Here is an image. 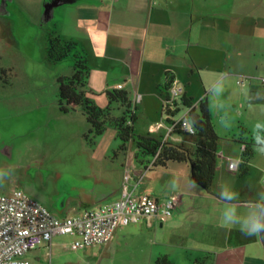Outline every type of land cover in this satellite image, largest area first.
<instances>
[{
  "label": "crops",
  "instance_id": "obj_1",
  "mask_svg": "<svg viewBox=\"0 0 264 264\" xmlns=\"http://www.w3.org/2000/svg\"><path fill=\"white\" fill-rule=\"evenodd\" d=\"M52 20L56 35L75 42L85 54L94 103L105 106L104 91L117 85L128 92L137 133L185 141L168 133L162 114V86L170 78V88L179 89L180 96L193 104L206 103L210 120L230 112L241 117L264 105L258 103L264 96L259 82L264 76V0H76L55 8ZM237 152L220 147L219 173L236 177L231 173L237 168L230 169V163L238 167ZM150 171L135 166L129 153L122 170L123 176L129 175L127 189L158 201L176 195L171 216L164 222L140 220L117 228L108 243L97 245L98 255L91 256L95 264L103 259L153 264L160 254L177 264L178 259L190 264L199 255L210 264H249L255 259L249 255L259 243L257 234L249 235L260 204L255 186L244 181V195L231 191V196H220L195 184L185 163ZM85 182L75 194L79 213L117 200L123 178L114 184L96 176ZM258 187L264 196V183L259 181ZM56 236L40 247L58 254Z\"/></svg>",
  "mask_w": 264,
  "mask_h": 264
},
{
  "label": "rangeland",
  "instance_id": "obj_2",
  "mask_svg": "<svg viewBox=\"0 0 264 264\" xmlns=\"http://www.w3.org/2000/svg\"><path fill=\"white\" fill-rule=\"evenodd\" d=\"M43 1L6 0L4 8L0 7L5 14L0 16V195L10 196L14 190H20L62 218L82 209L75 194L86 185V180L96 176L110 178L113 184L119 178L122 181L124 161L131 146L120 152L119 140L112 133L88 135L80 112L63 114L58 110L57 77L71 74V57L56 63L48 61L47 36L56 33L53 20L41 23ZM263 101L264 96L258 103ZM211 123L218 136V151L228 145L240 156L239 141L261 139L262 145L252 146L246 173L233 172L236 177H232L219 173L217 166L210 192L220 196H231V191L236 196L244 195L246 181L251 188L256 187L255 195L261 202L264 196L259 193L258 184L264 178V105L254 106L241 117L233 112L223 114L222 119L213 116ZM219 160L217 156V164ZM157 186L158 190L163 188ZM62 199L65 206L58 210L56 206ZM54 240L59 245L58 254L40 247L24 258L32 264H95L91 256L98 255L99 247L72 249L75 237L67 234L57 235ZM249 255L255 257L249 264H264L259 243ZM101 264L119 263L103 259ZM178 264L186 263L178 259ZM190 264H210V260L199 255Z\"/></svg>",
  "mask_w": 264,
  "mask_h": 264
},
{
  "label": "trees",
  "instance_id": "obj_3",
  "mask_svg": "<svg viewBox=\"0 0 264 264\" xmlns=\"http://www.w3.org/2000/svg\"><path fill=\"white\" fill-rule=\"evenodd\" d=\"M46 53L48 61L53 63L71 57V74L57 77V107L61 113L80 112L87 123L88 135L100 136L107 131L111 132L119 140L118 151L126 152L128 146H131L132 161L142 169H165L173 162L187 164L192 181L204 191L210 192L216 171L218 136L204 101L193 104L184 95L172 97L170 85L173 79H168L162 86V114L165 121L170 125L189 109L185 120L192 126L193 133L175 127L171 135L189 137L180 142L161 139L149 133L140 134L134 130L135 107L127 91L108 88L104 91L106 105L99 107L93 103L87 88L89 67L86 56L75 42L49 34ZM239 142L243 147L237 171L243 174L246 173V163L253 153L252 146L262 145V141L258 139L254 142L251 139L249 142ZM153 264H174V260L170 255L160 254L154 258Z\"/></svg>",
  "mask_w": 264,
  "mask_h": 264
},
{
  "label": "built area",
  "instance_id": "obj_4",
  "mask_svg": "<svg viewBox=\"0 0 264 264\" xmlns=\"http://www.w3.org/2000/svg\"><path fill=\"white\" fill-rule=\"evenodd\" d=\"M259 82L264 85V78ZM116 88L122 87L117 85ZM170 94L177 97L180 90L170 88ZM188 110L168 125V133L175 127L193 133L192 126L185 120ZM236 168V163L231 162L230 169ZM128 180L129 175L125 172L117 200L63 219L55 217L20 190H14L10 196L0 195V264H32L24 255L48 244L55 235L74 236L71 248L81 249L108 243L119 227L140 220L147 224L151 220L164 222L171 216L178 201L176 195L163 201L135 195L127 189Z\"/></svg>",
  "mask_w": 264,
  "mask_h": 264
},
{
  "label": "water",
  "instance_id": "obj_5",
  "mask_svg": "<svg viewBox=\"0 0 264 264\" xmlns=\"http://www.w3.org/2000/svg\"><path fill=\"white\" fill-rule=\"evenodd\" d=\"M76 0H45L42 3V12H41V23L49 22L53 19L54 16V10L55 8L62 6V5H70L75 3ZM6 0H2L0 3V7L5 6ZM2 9V8H1ZM4 14L3 9L0 11V15ZM64 206V199H62L61 204L59 206H56V209L60 210ZM262 224H264V199L260 202L257 217ZM259 243L263 250V256H264V230H261V232L257 233Z\"/></svg>",
  "mask_w": 264,
  "mask_h": 264
},
{
  "label": "clouds",
  "instance_id": "obj_6",
  "mask_svg": "<svg viewBox=\"0 0 264 264\" xmlns=\"http://www.w3.org/2000/svg\"><path fill=\"white\" fill-rule=\"evenodd\" d=\"M261 230H264V224H262L258 219H253L249 225V235H255L261 232Z\"/></svg>",
  "mask_w": 264,
  "mask_h": 264
}]
</instances>
